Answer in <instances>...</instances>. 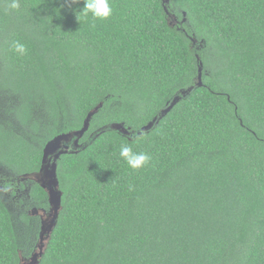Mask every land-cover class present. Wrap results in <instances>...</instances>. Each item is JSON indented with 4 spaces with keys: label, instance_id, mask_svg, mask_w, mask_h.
Returning a JSON list of instances; mask_svg holds the SVG:
<instances>
[{
    "label": "trees",
    "instance_id": "obj_1",
    "mask_svg": "<svg viewBox=\"0 0 264 264\" xmlns=\"http://www.w3.org/2000/svg\"><path fill=\"white\" fill-rule=\"evenodd\" d=\"M110 3V18L81 22L82 0H0V112L16 120L0 123L4 165L38 170L45 144L102 103L57 162L61 210L38 264H264V0ZM196 56L202 87L152 130L98 132L151 121L195 86ZM122 143L150 162L129 168ZM30 196L48 208L38 184ZM10 204L0 195V264H21L38 220L18 225Z\"/></svg>",
    "mask_w": 264,
    "mask_h": 264
},
{
    "label": "water",
    "instance_id": "obj_2",
    "mask_svg": "<svg viewBox=\"0 0 264 264\" xmlns=\"http://www.w3.org/2000/svg\"><path fill=\"white\" fill-rule=\"evenodd\" d=\"M163 4H168L169 0H162ZM164 10L166 14H168V23L173 26L174 24H177V20L175 19L174 15L168 12L167 8L164 7ZM185 15V14H184ZM182 22H185V19H182ZM197 41L196 39H193V43L195 44ZM199 46H203V42H200ZM198 66H197V79L195 81V86L182 90L179 92V94L175 95L171 101H169L166 106L159 111V113L149 122H147L145 125L141 126L139 130L137 131H130L129 128H126L122 123H113L104 126L103 128L99 129L98 132L102 133L105 131H115L125 137L129 136H141L143 133H147L152 128L158 124L160 119L165 117L172 108L184 97L188 96L193 89L202 87V70H203V64L199 60L198 56ZM102 107V103L98 104L97 107H95L93 110H91L87 116L85 117L83 121V126L81 129L77 131H72L64 134H59L55 136L53 139L48 141L42 151V157H41V163L39 171L36 172L34 175H23L21 177V180H24L25 178L31 176L33 177L35 183L38 184L47 194V201L50 206V213L48 215L50 224L48 225V230L45 232V222H43L42 225V233L40 235V239L42 240L45 236L47 238V235L52 231V228L56 224V220L58 218L59 211L61 210V198H62V192L59 190V181L57 178V159L61 155L65 154H74L77 151L68 150L69 144L72 143L73 147L76 149H82V145L79 143L81 138L84 136L85 132L88 130L90 122L92 117L98 112V110ZM97 132L93 133L96 134ZM93 134L91 136H93ZM51 159L53 160L51 162ZM46 244V242H45ZM45 249V245L39 247V252L34 257H32V262L30 264H38V259L42 255L43 250ZM22 264V263H21Z\"/></svg>",
    "mask_w": 264,
    "mask_h": 264
},
{
    "label": "clouds",
    "instance_id": "obj_3",
    "mask_svg": "<svg viewBox=\"0 0 264 264\" xmlns=\"http://www.w3.org/2000/svg\"><path fill=\"white\" fill-rule=\"evenodd\" d=\"M79 2L80 0H72V3ZM82 2L83 7L75 12L78 21L87 22L89 17L93 21L106 20L113 14V6L110 0H82ZM21 4L22 0H7V7L12 11L20 10ZM90 26L94 28L95 24L92 23ZM10 50L17 57H25L29 54L28 45L20 39H13L10 42ZM119 154L128 167L133 170L145 167L151 160L150 155L145 152L134 151L132 145L128 143L120 145Z\"/></svg>",
    "mask_w": 264,
    "mask_h": 264
},
{
    "label": "flooded vegetation",
    "instance_id": "obj_4",
    "mask_svg": "<svg viewBox=\"0 0 264 264\" xmlns=\"http://www.w3.org/2000/svg\"><path fill=\"white\" fill-rule=\"evenodd\" d=\"M1 114L5 116V112H2ZM5 121H8L11 124H16L15 118H12L9 120L5 119L0 123L3 125ZM79 143L81 144V140L79 141ZM71 149L73 151L78 150V149L73 147L72 143H70L68 150H71ZM3 155H4L3 151L0 149V195L4 199L9 197L8 196L9 194L13 195L12 197L13 198L15 197L17 199V201L19 202V204H21L23 207L28 203L39 204L36 200L32 199L30 196L31 187L33 186V184H35V182L32 180L33 177L29 176V177L25 178L23 181H21V178H19V177L26 175V174L25 173L24 174H16L15 172H21V170L20 169H14L12 167L13 165H11V166L6 165L5 166L1 160V157ZM59 158L57 159L56 163L58 162ZM52 161L53 160L51 159V162ZM39 168L36 171H29L30 173H28V175H34L36 172L39 171ZM30 213L31 212H29V214ZM44 245H46V244L44 243ZM22 261H24V260H22Z\"/></svg>",
    "mask_w": 264,
    "mask_h": 264
},
{
    "label": "rangeland",
    "instance_id": "obj_5",
    "mask_svg": "<svg viewBox=\"0 0 264 264\" xmlns=\"http://www.w3.org/2000/svg\"><path fill=\"white\" fill-rule=\"evenodd\" d=\"M172 15H174V14H172ZM4 103L8 107V104L13 103V101H11V98H4ZM2 104L3 103L1 101L0 105H2ZM12 118L13 117L4 116V115H2L0 113V121L1 120L3 121L5 119L9 120V119H12ZM23 172H25V171H23ZM19 178H23V177H19ZM32 180L34 181V179H32ZM21 181H23V180H21ZM8 196L9 197H7L6 199H9L11 201V204H10L11 205L10 208H12L11 214L17 220L15 222L18 225H19V222H18L17 218H20V217H23V216H28V218H32L34 220H38V225L36 226V228L38 230V232H37L38 235H37L36 239L34 237H32L33 243L30 245V250H32V252L30 253V255L28 257L25 256V257L21 258V263L22 264H30L32 262V260H33L32 257H34L36 254H38L39 247L42 246L47 241V238L45 236L41 240L40 239V235L42 233L43 222H45V224H46L45 228H44V231L46 232L48 230V225L50 224L49 217H48V215L50 213V206L48 204V208L45 209L41 205H39L37 203H34V204L28 203V204H26L23 207L21 204H19V202L17 201V199L15 197L14 198L12 197L13 195L9 194ZM47 203H48V201H47ZM29 212H31V213L29 214ZM25 246H27V245H25ZM26 249H29L28 246L26 247ZM22 260H24V261H22Z\"/></svg>",
    "mask_w": 264,
    "mask_h": 264
}]
</instances>
